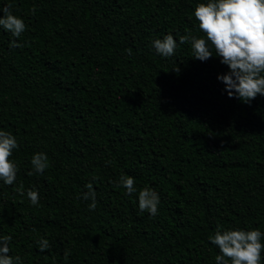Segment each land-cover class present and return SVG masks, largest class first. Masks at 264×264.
<instances>
[{"label":"trees","instance_id":"1","mask_svg":"<svg viewBox=\"0 0 264 264\" xmlns=\"http://www.w3.org/2000/svg\"><path fill=\"white\" fill-rule=\"evenodd\" d=\"M207 2L0 0L26 25L18 38L0 26V131L18 144L0 237L14 264H216L217 228L264 233V95L230 98L214 47L202 62L179 43L204 38L193 13ZM167 34L178 46L164 57L153 41ZM144 188L159 195L155 216L139 208Z\"/></svg>","mask_w":264,"mask_h":264},{"label":"clouds","instance_id":"2","mask_svg":"<svg viewBox=\"0 0 264 264\" xmlns=\"http://www.w3.org/2000/svg\"><path fill=\"white\" fill-rule=\"evenodd\" d=\"M4 15L0 18V26L15 37H20L25 31L24 21L13 15L11 5L0 9ZM194 17L198 21L199 30L204 38L190 34L179 37V43H190L194 51V58L207 61L213 57L209 47L211 44L216 51V57L228 67V72L218 75L217 79L225 85V91L232 98L235 96L244 103L255 99L257 94L264 95V0H208L199 3L194 9ZM11 47L20 45L14 41ZM177 41L172 34L153 41L157 54L164 57L172 56L177 48ZM177 71L179 69H176ZM18 147L15 137L10 133L0 131V179L7 185H13L16 180L17 167L10 161L13 150ZM34 170L43 173L48 167L45 153L34 154L31 160ZM120 185L127 194L136 192L134 178L122 176ZM88 191L82 193V198L91 200L90 210L96 208V193L91 183L86 185ZM22 188V186H21ZM19 191V190H18ZM20 195H24L20 191ZM27 196L32 205L39 203V193L28 190ZM159 195L150 188L139 191L138 205L140 210L155 216L158 212ZM264 236L258 229L221 230L217 228L215 234L209 237L216 245L220 255L216 256V264H260L261 250ZM12 237H0V264H14L20 257L9 255V244ZM40 251L50 247L48 240L41 238L37 241ZM69 253L65 252V258ZM228 258V259H226Z\"/></svg>","mask_w":264,"mask_h":264}]
</instances>
